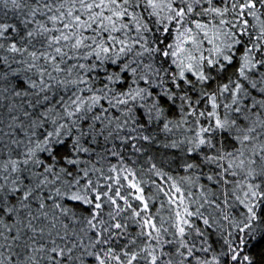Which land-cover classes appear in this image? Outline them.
<instances>
[{"label":"snow or ice","instance_id":"obj_1","mask_svg":"<svg viewBox=\"0 0 264 264\" xmlns=\"http://www.w3.org/2000/svg\"><path fill=\"white\" fill-rule=\"evenodd\" d=\"M0 264H264V0H0Z\"/></svg>","mask_w":264,"mask_h":264},{"label":"trees","instance_id":"obj_2","mask_svg":"<svg viewBox=\"0 0 264 264\" xmlns=\"http://www.w3.org/2000/svg\"><path fill=\"white\" fill-rule=\"evenodd\" d=\"M145 179H147V177H145Z\"/></svg>","mask_w":264,"mask_h":264}]
</instances>
